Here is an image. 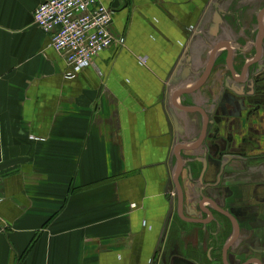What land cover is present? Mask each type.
Masks as SVG:
<instances>
[{
	"label": "crops",
	"instance_id": "crops-1",
	"mask_svg": "<svg viewBox=\"0 0 264 264\" xmlns=\"http://www.w3.org/2000/svg\"><path fill=\"white\" fill-rule=\"evenodd\" d=\"M43 1L0 0V264H158L179 157L223 74L197 88L203 58L252 0H118L124 45L72 79L32 21Z\"/></svg>",
	"mask_w": 264,
	"mask_h": 264
},
{
	"label": "flooded vegetation",
	"instance_id": "flooded-vegetation-1",
	"mask_svg": "<svg viewBox=\"0 0 264 264\" xmlns=\"http://www.w3.org/2000/svg\"><path fill=\"white\" fill-rule=\"evenodd\" d=\"M234 3L235 34L203 58L206 78L223 74L198 108L196 154L179 157L158 264H264V0L248 2L244 22Z\"/></svg>",
	"mask_w": 264,
	"mask_h": 264
},
{
	"label": "built area",
	"instance_id": "built-area-1",
	"mask_svg": "<svg viewBox=\"0 0 264 264\" xmlns=\"http://www.w3.org/2000/svg\"><path fill=\"white\" fill-rule=\"evenodd\" d=\"M112 12L100 0H44L32 21L50 35V46L62 54L70 69L66 77L72 79L112 45H124L123 39L115 40L108 31Z\"/></svg>",
	"mask_w": 264,
	"mask_h": 264
},
{
	"label": "water",
	"instance_id": "water-1",
	"mask_svg": "<svg viewBox=\"0 0 264 264\" xmlns=\"http://www.w3.org/2000/svg\"><path fill=\"white\" fill-rule=\"evenodd\" d=\"M119 1L118 0H115L114 1V3H112V4H110L111 6H110V10L111 11H113L114 9H117L118 7H119ZM214 24L215 25H213L212 26V29H213V33H212V35L214 36V33L216 32V30H217V27H216V25H218V18L216 17V19H215V21H214ZM211 64V63H210ZM207 72H208V70H207ZM208 74V73H207ZM207 74L206 75H204V77L201 79L202 81L197 85V88L198 87H200V85H202L203 83H204V78H206V76H207ZM197 88H195V89H193V90H190V91H188L189 93L191 92V91H194V90H196ZM188 92H184V93H188ZM178 95H180V94H178Z\"/></svg>",
	"mask_w": 264,
	"mask_h": 264
}]
</instances>
